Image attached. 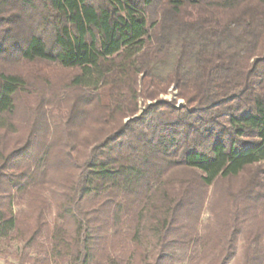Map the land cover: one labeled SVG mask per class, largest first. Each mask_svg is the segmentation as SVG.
Segmentation results:
<instances>
[{
  "label": "trees",
  "instance_id": "obj_1",
  "mask_svg": "<svg viewBox=\"0 0 264 264\" xmlns=\"http://www.w3.org/2000/svg\"><path fill=\"white\" fill-rule=\"evenodd\" d=\"M181 250L264 264V0H0V259Z\"/></svg>",
  "mask_w": 264,
  "mask_h": 264
},
{
  "label": "rangeland",
  "instance_id": "obj_2",
  "mask_svg": "<svg viewBox=\"0 0 264 264\" xmlns=\"http://www.w3.org/2000/svg\"><path fill=\"white\" fill-rule=\"evenodd\" d=\"M159 98L162 100H166V101H174L176 107H180V106L184 105V102L182 99L176 98V91L172 87H170L168 89V91L165 95H161ZM140 103H141V105H140L141 107L144 104H150V102H148V101L145 103H143V102H140ZM210 216H211V214H210L208 205H206L204 212L201 215V219H200L201 224H206L210 220V218H211ZM15 248H17L16 245L14 246V249ZM236 253H237L236 256H239V254H240L239 248L237 249ZM177 256L178 257H177L175 264H187V259L189 256V250H181L177 253ZM0 261L3 264H13L14 263V261L11 258H8L6 261H3L2 259H0ZM230 264H237V262H235V260L233 259L230 262Z\"/></svg>",
  "mask_w": 264,
  "mask_h": 264
},
{
  "label": "crops",
  "instance_id": "obj_3",
  "mask_svg": "<svg viewBox=\"0 0 264 264\" xmlns=\"http://www.w3.org/2000/svg\"><path fill=\"white\" fill-rule=\"evenodd\" d=\"M0 264H3V263L0 261Z\"/></svg>",
  "mask_w": 264,
  "mask_h": 264
}]
</instances>
